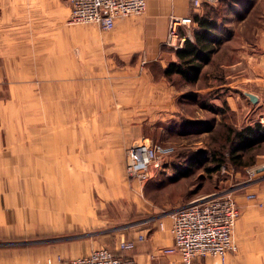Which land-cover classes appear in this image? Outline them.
<instances>
[{
    "label": "rangeland",
    "instance_id": "374dc122",
    "mask_svg": "<svg viewBox=\"0 0 264 264\" xmlns=\"http://www.w3.org/2000/svg\"><path fill=\"white\" fill-rule=\"evenodd\" d=\"M208 6L228 18L231 35L200 82L185 85L166 79L159 59L174 55V14L159 55L146 59L148 12L104 31L70 23V0H0V264H12L7 253L18 264H59L88 247L113 251L201 196L227 191L238 204L240 195L261 196L245 191L259 185L250 172L264 140L242 171L223 166L209 175L205 166L215 150L229 155L230 128L264 131V0ZM140 141L175 148L146 184L127 174V151Z\"/></svg>",
    "mask_w": 264,
    "mask_h": 264
},
{
    "label": "built area",
    "instance_id": "2783aa9c",
    "mask_svg": "<svg viewBox=\"0 0 264 264\" xmlns=\"http://www.w3.org/2000/svg\"><path fill=\"white\" fill-rule=\"evenodd\" d=\"M191 2L194 8H200L203 4L215 6L219 0H191ZM148 5V0H70L69 20L72 24H95L104 31H111L115 28L118 19L143 15L147 12ZM192 24L193 20L190 16H171L168 44L175 49L180 48L187 36H181L178 29L189 28ZM174 154L175 148L169 145L137 142L127 153V174L141 184H146ZM253 176L254 172H250V178ZM247 198L257 208L264 209V195L250 194ZM241 214L242 207L233 198L231 192H216L196 198L168 214L174 222L172 228L174 246L163 249V253L179 254L186 264H198L197 260L205 257L217 258L225 264L229 255L238 252L233 231ZM144 240L145 236L140 235L133 241H121L118 256L107 248H99L84 257L58 258V263L138 264L137 261L123 254L134 250L136 243ZM48 264H52V261L49 260Z\"/></svg>",
    "mask_w": 264,
    "mask_h": 264
},
{
    "label": "crops",
    "instance_id": "0c3cea01",
    "mask_svg": "<svg viewBox=\"0 0 264 264\" xmlns=\"http://www.w3.org/2000/svg\"><path fill=\"white\" fill-rule=\"evenodd\" d=\"M148 1V13L143 19L144 26L142 27L145 39L148 42V49H146L145 58L154 59L159 55V45L162 43L164 44L167 39L166 27L168 25L169 16L171 14L180 17L189 16V12L191 11L189 6L191 0ZM123 33L129 35L133 33V30L131 27H127ZM159 59L162 61L164 69L176 60L174 55L170 59L164 54H160ZM173 94L174 98L172 101V107L174 109H180L179 106H175L177 105L176 102L180 95H178L179 93ZM178 112H180V110H173V113ZM258 157L259 159L255 167L252 169L254 175L259 176L256 180L257 185H259L256 187L253 186V190L246 189L245 193L249 194L251 191H256L260 192L261 196H263L264 185L261 187L260 183L261 181H264V154H260ZM238 202L242 207V214L237 220L233 231L234 241L238 245V252L229 255L225 264H264L261 260L264 259V210L253 207L252 202L247 201L243 195L238 197ZM156 214H158V212ZM0 216L1 221L7 220L3 211H0ZM173 224L174 222L170 216L165 215L161 217L159 221H156L152 226H148L144 230L145 240L143 242L138 241L134 250L125 252L123 255L134 259L138 264H186L179 254L166 255L163 253V249L174 246V236L172 233ZM88 251H90L89 247L87 248V251L85 250L86 254L79 257L89 255L87 254ZM112 252L116 256L120 255L118 248H115ZM6 257V260H11L12 264H18V262L14 260L19 256H14L13 253H7ZM197 263L222 264L219 259L214 257L200 258L197 260Z\"/></svg>",
    "mask_w": 264,
    "mask_h": 264
},
{
    "label": "trees",
    "instance_id": "16d2710c",
    "mask_svg": "<svg viewBox=\"0 0 264 264\" xmlns=\"http://www.w3.org/2000/svg\"><path fill=\"white\" fill-rule=\"evenodd\" d=\"M204 5L200 8H194L191 5L193 7L192 16H190L193 20L192 33L189 36L186 35V40L180 48L174 49L176 60L164 69V77L169 81L172 78H179L185 85L199 83L205 68L211 65L214 57L231 35V31L226 30L224 22L228 18H222L218 10L211 9L208 5L207 10L200 12ZM183 35L181 32V36ZM224 133V147H222L227 149L228 145L231 146L229 155H226L225 149L215 150L211 162L205 166L209 175L219 172L223 166L236 171L253 166L255 164L253 157L247 159L245 155L250 154L264 140V131L259 124L241 130L230 128Z\"/></svg>",
    "mask_w": 264,
    "mask_h": 264
},
{
    "label": "water",
    "instance_id": "95a60500",
    "mask_svg": "<svg viewBox=\"0 0 264 264\" xmlns=\"http://www.w3.org/2000/svg\"><path fill=\"white\" fill-rule=\"evenodd\" d=\"M245 96H247V98L253 103V104H256L258 101H259V98L254 95V94H251V93H244Z\"/></svg>",
    "mask_w": 264,
    "mask_h": 264
}]
</instances>
